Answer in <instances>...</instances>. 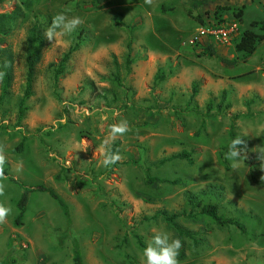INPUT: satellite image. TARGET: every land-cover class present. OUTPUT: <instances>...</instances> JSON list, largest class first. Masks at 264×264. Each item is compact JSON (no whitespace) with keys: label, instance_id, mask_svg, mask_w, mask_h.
<instances>
[{"label":"rangeland","instance_id":"374dc122","mask_svg":"<svg viewBox=\"0 0 264 264\" xmlns=\"http://www.w3.org/2000/svg\"><path fill=\"white\" fill-rule=\"evenodd\" d=\"M199 1L0 0L8 75L5 88L0 79V202L12 208L0 224V264H73L75 252L83 264H143L138 242L160 230L182 241L179 264H264V0ZM60 11L84 23L51 42L44 32ZM231 23L227 42L196 33ZM243 29L256 35L251 53L234 49ZM207 43L233 62L204 54ZM29 51V93L19 106ZM122 119L131 131L111 144L122 158L103 167L104 140ZM229 126L247 145L237 168L225 159ZM182 150L190 160L162 161ZM146 175L179 182L146 183ZM188 196L241 225L189 211ZM162 211L177 216L166 221Z\"/></svg>","mask_w":264,"mask_h":264},{"label":"clouds","instance_id":"9594fccd","mask_svg":"<svg viewBox=\"0 0 264 264\" xmlns=\"http://www.w3.org/2000/svg\"><path fill=\"white\" fill-rule=\"evenodd\" d=\"M151 2L152 0H145V3L151 4ZM68 11H60L53 16L49 27L44 32L45 37L49 41L54 42L57 37L70 35L84 23L80 16L69 15ZM5 75L6 73L0 70V79H3ZM130 131L131 127L126 119H122L110 126L109 136L104 140L103 159L101 161L103 167H110L121 160L122 157L119 151H113L111 144L118 137L124 136ZM258 152V159L261 163H264V150H258ZM246 158L247 145L243 136L233 138L228 145L225 159L232 163L233 168H237L241 160ZM6 163V146L0 144V197L5 195L6 190L5 181L7 176L4 171ZM17 171H20V169L18 168ZM261 179H264V176H261ZM11 213V206L5 202H0V224H4ZM182 246V241L179 237H173L164 230L157 231L146 241L142 249L143 264H179L178 257Z\"/></svg>","mask_w":264,"mask_h":264},{"label":"trees","instance_id":"16d2710c","mask_svg":"<svg viewBox=\"0 0 264 264\" xmlns=\"http://www.w3.org/2000/svg\"><path fill=\"white\" fill-rule=\"evenodd\" d=\"M105 0H93V2L95 3H101ZM200 2H203V0H200ZM255 33L250 30V29H243L241 34L238 36V38L236 39V41L234 42V49L236 50H241V51H245L246 53H251L254 50V40H255ZM129 44V40L127 41V46ZM74 45L70 46L67 51L60 57V59L57 62L56 67L54 68L53 71V79L56 80L57 75L62 71V62L67 58V55L69 52H71L74 49ZM202 52L204 54L207 55H213L215 57H217L220 61L225 62V63H232L233 60L230 59H225L223 57L218 56L217 54H215V50L212 47V44L207 43L203 46L202 48ZM32 51H29V53H27L26 57H25V61H26V73H25V81H24V90H23V96L21 97V99L19 100V106L22 104L23 102V98L24 96L28 95L29 93V87H30V78H31V72H32V64L34 62V57H32ZM131 58L128 56V54L125 57L124 60V65L127 66L128 63H130ZM157 76V75H156ZM7 78L8 75L4 76V84H3V88L6 87L7 85ZM159 79H162L163 76L159 75L158 77ZM195 83H191V93L190 96L194 94L195 92ZM225 94V91L222 90L221 93V98L218 104H220V102H222L223 100V96ZM219 106V105H218ZM209 107V103L206 104V108L208 109ZM20 109V107H19ZM18 109V110H19ZM20 113V112H19ZM227 135H228V142L226 144V146L224 147V151L225 153L228 151V145L230 143V141L237 137V135L234 133L232 126H229L228 130H227ZM20 145V143H19ZM170 158H185L187 160L189 159V153L185 150L179 151L177 153L171 154L169 155L167 158L162 159V161L166 160V159H170ZM161 161V162H162ZM144 181L146 183H152V182H165L168 184H176L178 183V179H166V178H159V177H152L149 175L145 176ZM37 189H46L44 188L42 185H38ZM48 190L49 194L54 198L57 199V201L59 202V204L61 206H64L63 202L58 198V196L50 189H46ZM25 193H21V195L19 196L17 202H16V206L18 208V212L16 213L15 217H14V223L18 224L19 219H20V215L22 213L23 210V204L25 201ZM187 203L189 206V211H191L193 208H198V212L201 214L206 215L207 217H209L211 220H213L215 223L219 224V225H227V224H235L236 226H240L239 222L237 220H234L230 217H226V216H222L221 214H219L217 212V206L213 203H203L201 202L199 199H196L193 196H188L187 197ZM187 214H190V212H188ZM162 217L164 218V220L166 221H172L177 214L176 213H172V214H166L165 212H161ZM175 229L177 231L178 234H185L188 236H191V233L188 232L187 230H183L178 226H175ZM139 246L144 247L140 242H138ZM72 262L73 264H83L78 252H75L72 255Z\"/></svg>","mask_w":264,"mask_h":264},{"label":"built area","instance_id":"2783aa9c","mask_svg":"<svg viewBox=\"0 0 264 264\" xmlns=\"http://www.w3.org/2000/svg\"><path fill=\"white\" fill-rule=\"evenodd\" d=\"M235 31V23H231L225 27L216 26V27H206V26H197L196 33L201 35L210 34L215 37L216 40L221 42H227L234 36Z\"/></svg>","mask_w":264,"mask_h":264}]
</instances>
